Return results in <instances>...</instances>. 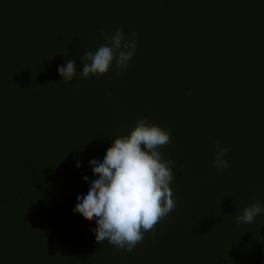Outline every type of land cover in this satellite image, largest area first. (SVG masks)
Segmentation results:
<instances>
[{
  "label": "trees",
  "instance_id": "obj_1",
  "mask_svg": "<svg viewBox=\"0 0 264 264\" xmlns=\"http://www.w3.org/2000/svg\"><path fill=\"white\" fill-rule=\"evenodd\" d=\"M117 28L138 40L127 70L83 78L80 58ZM69 59L78 74L65 82ZM140 118L171 132L159 151L175 165L179 223L162 262L154 229L119 250L73 213L89 160ZM217 144L227 169L213 166ZM256 202L264 0H0V264H264V214L238 222Z\"/></svg>",
  "mask_w": 264,
  "mask_h": 264
},
{
  "label": "clouds",
  "instance_id": "obj_2",
  "mask_svg": "<svg viewBox=\"0 0 264 264\" xmlns=\"http://www.w3.org/2000/svg\"><path fill=\"white\" fill-rule=\"evenodd\" d=\"M106 43L81 57L85 78L105 75L115 63L127 70L136 54L138 40L129 38L121 28L109 34L101 30ZM62 81L72 82L77 76L76 61L66 60L57 67ZM170 130L140 118L127 135L114 138L102 156L89 160L93 175H84L87 183L83 194L77 196L74 214L95 220L91 229L97 243L107 241L119 250L132 251L144 234L176 207V198L170 187L174 180V162L165 160L159 148L170 142ZM213 166L227 169L224 159L229 151L216 145ZM76 168L82 162L75 161ZM264 214V205L256 202L245 207L238 222L248 224Z\"/></svg>",
  "mask_w": 264,
  "mask_h": 264
},
{
  "label": "rangeland",
  "instance_id": "obj_3",
  "mask_svg": "<svg viewBox=\"0 0 264 264\" xmlns=\"http://www.w3.org/2000/svg\"><path fill=\"white\" fill-rule=\"evenodd\" d=\"M1 89L3 90L2 86H1ZM170 160L173 162L172 158ZM172 191L174 194V190H172ZM165 217L168 220L169 225L162 223L159 229L157 226L154 227V231L159 236V242L157 243V246L155 247L156 251H154L150 254L151 258L154 261H159V262L164 261L165 258L167 261V259L169 257H171V256L174 257L176 250H177V245L172 247L173 241L175 239V237L173 235V231H174L176 224L179 223L178 221L176 223V207L172 212H170ZM206 222L209 223L208 221H206ZM168 228H169V231H168ZM202 229H203V227H202ZM166 243L169 246V248L165 247ZM161 264H166V262H163Z\"/></svg>",
  "mask_w": 264,
  "mask_h": 264
}]
</instances>
